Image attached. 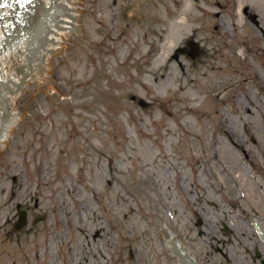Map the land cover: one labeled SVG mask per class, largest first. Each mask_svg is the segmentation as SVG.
Here are the masks:
<instances>
[{
	"label": "rangeland",
	"instance_id": "1",
	"mask_svg": "<svg viewBox=\"0 0 264 264\" xmlns=\"http://www.w3.org/2000/svg\"><path fill=\"white\" fill-rule=\"evenodd\" d=\"M130 4L74 2V36L49 56L54 75L43 73L51 91L14 96L20 115L0 148V264H174L157 237L170 233L192 264L264 263L239 220L247 207L228 202L241 187L231 176H254L244 187L264 217V160L245 159L225 133L264 123L254 111L264 36L242 14L264 29V0ZM189 37L201 52L181 56V71L170 58ZM255 65L263 83L251 88Z\"/></svg>",
	"mask_w": 264,
	"mask_h": 264
},
{
	"label": "water",
	"instance_id": "2",
	"mask_svg": "<svg viewBox=\"0 0 264 264\" xmlns=\"http://www.w3.org/2000/svg\"><path fill=\"white\" fill-rule=\"evenodd\" d=\"M72 2L79 0H33L20 21L12 23L10 33L6 30L7 34L1 36L0 30V81L3 80L0 85V137L6 138L20 115L13 112L15 93L37 88H41L39 95L51 91L43 73L54 75V69H49V56L57 54V36H61V42L66 33L74 36L73 15L76 8ZM136 2L131 0V9L135 10ZM251 17L255 18L254 15ZM25 42L32 47L29 54L25 53ZM188 46L191 48L188 52L191 58L200 54L197 43L192 41ZM178 52L174 58L178 57ZM140 104L143 105L142 102ZM5 145V140H0V148ZM25 225L26 215L20 212L14 230L19 231ZM262 226L258 225L259 228ZM250 227L264 254L263 239L257 234L254 225ZM157 237L166 255L175 256L174 264H192L177 237H171V233L165 238Z\"/></svg>",
	"mask_w": 264,
	"mask_h": 264
},
{
	"label": "flooded vegetation",
	"instance_id": "3",
	"mask_svg": "<svg viewBox=\"0 0 264 264\" xmlns=\"http://www.w3.org/2000/svg\"><path fill=\"white\" fill-rule=\"evenodd\" d=\"M249 13H248V11H246V12H244V10L242 11V14L245 15L244 17H246V19L251 24L253 29L258 31L262 36H264V29H262L258 25V21L256 20L257 17L252 19V17H251L252 15H250ZM259 50H260V53H263L262 56H264V47H259ZM185 52H187V50ZM256 66L257 65L250 68L249 72H251V74L248 76V78H246V82H249L251 88L258 86V85H261L263 83V80H262L263 76L260 78L259 70L256 68ZM261 66L264 69V64H262ZM179 68L181 69V71H183L182 67L179 66ZM247 89H249V88L244 89V91ZM263 91H264V88H263ZM248 103H250V100H248ZM256 103L259 104V102H256ZM258 106L254 105V111L255 112L260 111L263 115L264 114V106L263 105H262V107H261V105H260V107H258ZM263 117H264V115H263ZM241 124H243V125L241 127V133L240 134L235 129L232 122L227 124V128H226L225 133L227 135L228 142L230 143V145L232 147H235V148L242 147L243 149L240 152L245 159L252 158L253 160H257V159L264 160V123L260 124L262 126V128L258 127V126L248 125V123H241ZM236 134L239 136H242L244 138V141H242L239 137H237L234 140L232 137L235 136ZM261 151H263V152H261ZM246 178H247V183H245L244 180H241V178L238 175L231 176L233 184L236 187H238V184L240 183L241 187L240 188L238 187L237 195L235 193L229 195L228 202L229 201L233 202V203L230 202V204L233 205L232 207H238L241 209L247 207V210L243 209V214H245L248 218L258 219L264 223V217H262V215L259 213V211L256 210L255 202L251 199V197H249L250 196V189L246 190L244 187L245 185L246 186L247 185L252 186L254 181H255V177L254 176H248ZM258 193H260V192H258ZM228 207L231 209V206L229 205V203H228ZM26 209H28V208L26 207ZM247 217L241 215L239 217V220L243 223L248 224V225H259V226H261L259 224V221H257L256 223H253ZM220 224L223 226L225 225L224 222H221ZM199 235H200V233H199Z\"/></svg>",
	"mask_w": 264,
	"mask_h": 264
},
{
	"label": "bare ground",
	"instance_id": "4",
	"mask_svg": "<svg viewBox=\"0 0 264 264\" xmlns=\"http://www.w3.org/2000/svg\"><path fill=\"white\" fill-rule=\"evenodd\" d=\"M72 4H74V2H72ZM77 14V11H76V9H75V12H74V15H73V22H76V15ZM74 27H75V25H74ZM66 35H67V33H66ZM65 35V36H66ZM60 41H61V36H57V46H59L60 45ZM17 95H16V93H15V97H16Z\"/></svg>",
	"mask_w": 264,
	"mask_h": 264
}]
</instances>
